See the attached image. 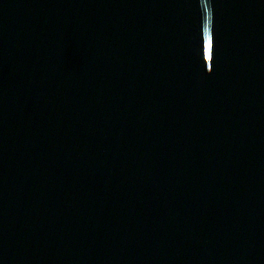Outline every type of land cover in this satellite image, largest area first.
I'll return each mask as SVG.
<instances>
[{
  "label": "water",
  "instance_id": "obj_1",
  "mask_svg": "<svg viewBox=\"0 0 264 264\" xmlns=\"http://www.w3.org/2000/svg\"><path fill=\"white\" fill-rule=\"evenodd\" d=\"M0 264H264V0H0Z\"/></svg>",
  "mask_w": 264,
  "mask_h": 264
}]
</instances>
